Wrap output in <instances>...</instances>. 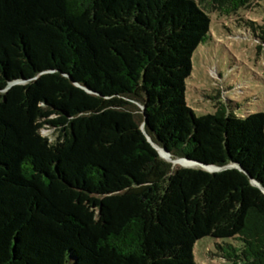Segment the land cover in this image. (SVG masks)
I'll return each instance as SVG.
<instances>
[{"label": "trees", "instance_id": "obj_1", "mask_svg": "<svg viewBox=\"0 0 264 264\" xmlns=\"http://www.w3.org/2000/svg\"><path fill=\"white\" fill-rule=\"evenodd\" d=\"M258 1L0 0V264H264V113L186 100L210 12Z\"/></svg>", "mask_w": 264, "mask_h": 264}, {"label": "rangeland", "instance_id": "obj_2", "mask_svg": "<svg viewBox=\"0 0 264 264\" xmlns=\"http://www.w3.org/2000/svg\"><path fill=\"white\" fill-rule=\"evenodd\" d=\"M223 9L225 12L228 8ZM210 15V38L195 51L193 71L186 80L188 105L198 116L215 113L220 104L239 115L264 113V0L232 15L215 10ZM41 133L52 142L59 135L49 126ZM163 155L167 159L180 160ZM243 246L239 238L207 236L194 246L195 262L233 264L224 256L233 254V248L240 252Z\"/></svg>", "mask_w": 264, "mask_h": 264}, {"label": "water", "instance_id": "obj_3", "mask_svg": "<svg viewBox=\"0 0 264 264\" xmlns=\"http://www.w3.org/2000/svg\"><path fill=\"white\" fill-rule=\"evenodd\" d=\"M155 147L157 148L156 145H155ZM163 149H164V151L166 153L171 155V153L165 147H163ZM157 150L159 151L160 156L162 158H164L165 160H167V161H169L171 163L175 162V163H173L174 165L181 164L182 166H185V167H193L195 165H200L204 169H207V170L212 171V172L221 171V170L225 169V168L219 167V166H207V165H204V164H201V163H197V161H193V160H190L188 158H180V160H176V161L174 159H172V158L171 159H167L166 157H164V155L161 153V151L158 148H157ZM234 166H236V164L229 165L226 168H230V167H234ZM258 186L261 187L259 184H258ZM261 188L264 191V188L263 187H261Z\"/></svg>", "mask_w": 264, "mask_h": 264}, {"label": "bare ground", "instance_id": "obj_4", "mask_svg": "<svg viewBox=\"0 0 264 264\" xmlns=\"http://www.w3.org/2000/svg\"><path fill=\"white\" fill-rule=\"evenodd\" d=\"M156 146H157V148L160 147V146H158V145H156ZM160 148H161V152H162V154H165V156L169 155L168 153H166V152L164 151L163 147H160ZM158 149H159V148H158Z\"/></svg>", "mask_w": 264, "mask_h": 264}]
</instances>
